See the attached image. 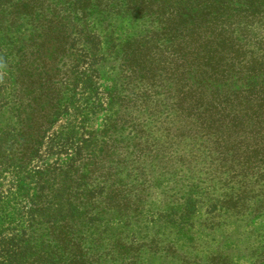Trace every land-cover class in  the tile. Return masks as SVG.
Masks as SVG:
<instances>
[{
  "label": "trees",
  "instance_id": "16d2710c",
  "mask_svg": "<svg viewBox=\"0 0 264 264\" xmlns=\"http://www.w3.org/2000/svg\"><path fill=\"white\" fill-rule=\"evenodd\" d=\"M169 1L153 0L158 68L171 60L178 69L177 48L192 38L201 40L200 59L212 77L220 66L243 63L239 76L246 68L235 78L239 86L223 87L208 106L200 93L165 94L157 67L152 77L142 73L143 46L134 39L121 50L136 92L119 96L114 87L102 97L100 38L81 24L92 11L119 12L123 0H66L64 14L50 0H0V264H93L105 237L115 246L142 230L158 243L155 221L194 239L202 213L209 223L226 216L250 222L264 213V156L254 158L250 173L252 149L234 130L242 116L225 111L244 92L255 101L246 111H259L264 124V38L250 33L264 28V0ZM148 113L153 138L141 125ZM101 116L105 122L89 128ZM227 117L232 130L223 125ZM44 156L55 159L45 166ZM152 186L161 188L155 208ZM220 257L211 260L227 264Z\"/></svg>",
  "mask_w": 264,
  "mask_h": 264
},
{
  "label": "rangeland",
  "instance_id": "374dc122",
  "mask_svg": "<svg viewBox=\"0 0 264 264\" xmlns=\"http://www.w3.org/2000/svg\"><path fill=\"white\" fill-rule=\"evenodd\" d=\"M50 1L53 5L60 8L61 14L67 12V10L61 9V6L66 5V0ZM123 1L126 4V8L122 6L119 12L111 8H100L102 11H92L88 15L85 23L84 21H82L83 23L80 22L82 23V27L96 33L100 38V46L97 54L102 56V58L98 65V85L102 97L103 95H107L110 88L114 87L117 89V95L119 96L129 97L136 92L137 85H133L132 81L128 79V71L124 65L121 49L125 42L134 39L136 43L134 47L137 45L143 46L141 54L142 61L140 63L143 65V67L140 66L143 74H148V76L152 77L153 67H157L156 64L159 62V58H161L156 53L157 51L153 49V30L159 27L156 14H153V0ZM169 2L174 3V0ZM26 24L28 26L27 30L22 35L25 38H27L31 31L29 23ZM250 31L254 37L264 38L263 27L259 25L252 26ZM208 34L206 36H209ZM239 35L241 36V34ZM243 40H245L244 37L240 39V41ZM202 41L204 42L203 39ZM202 46L201 40L195 42L194 38H192L182 47L179 46L177 48L179 54L181 52L182 57L180 62L178 60L176 63L179 64L178 69L174 70L172 66L175 63L171 60H169L168 66L164 69L157 67V72L162 74L158 83L162 86L161 90L165 94H178L179 89H182L187 96H190L191 92L200 93L199 96L202 98L201 102L208 106L206 100L219 93L223 94L225 92L223 87L231 86L237 88L239 86L235 78L244 76L246 74V68L243 67L241 76L236 72V68H241L243 63L237 64L235 67L230 66L226 68L227 73H225L226 70L223 69L224 67L222 68L220 66L219 71L221 73L224 72V74L222 75L218 72V76L215 75V77H212L211 73L209 74L206 71L207 67L204 66L205 61L200 59V56L203 54L200 50L203 48ZM248 46L249 49H252L249 50V53L261 54L262 51L258 50L257 45L254 46L251 44ZM227 47L229 46H222L224 50ZM197 49L200 51H197ZM225 51L229 50L226 49ZM174 55L176 56V53ZM216 59L219 60L218 58ZM228 59L229 57L226 58V61ZM149 68L151 70L147 73ZM11 86L13 85L10 84ZM244 94V92L236 94L239 95L237 99H234L235 97L233 96V102H231V99L228 100L225 111L233 113L235 118L239 115L242 116L237 121L234 130L238 132L239 137L237 141L241 143L242 147L248 146L252 149L250 152L251 157H253L250 161V164L253 166L250 168V173H252L253 170H256V166L254 165L256 160L254 158L258 154H260L259 157L264 156V124H262V120L258 116L259 111L256 109L246 111V106H249L250 103L255 101L252 98L248 102L244 98ZM220 100L224 99L221 98ZM224 105L225 102L221 104L222 107ZM162 109L165 108L162 106ZM199 109H202V107ZM5 110L8 109L5 108ZM106 113L109 114V110L102 111V115H106ZM148 116L147 123H141V125L144 124V128L149 133L150 138H153V114L148 113ZM100 118L102 116L94 120L89 128L93 126L98 127L105 122L104 119L103 121H99ZM11 120L13 119H8V121ZM60 120L64 123L68 121L64 116ZM230 120V117H227V123L224 122L223 125L225 126L226 124V128L232 130L233 127L229 124ZM138 121L142 122L141 116L138 118L137 123ZM244 133L246 134V139L242 140L241 137ZM54 159V156H44V165L48 166L52 164ZM262 171L261 169L260 172ZM1 182L3 184L2 186H5L9 185L10 181L5 182L3 178ZM157 188V190L155 188L153 190L152 186L150 189L152 203H149V207L151 208H155L153 207L155 206L153 204V198L158 199L161 195V188ZM203 215L204 213L200 214L193 227L194 239L188 238L176 229L172 230L162 225L157 226L156 224L159 223L157 221L154 222V228H158L160 231L155 233L154 236L159 237L160 240H157L158 243L156 244L153 242V237L151 238L153 234H146L142 230L135 235L127 233L122 242H115V246L111 244L112 240H110L114 238L109 237L107 239L105 237L102 240L104 244H101L96 253H94L96 261L93 264H220L219 262H213L211 260L213 256H218L219 254L221 256L220 258H226L227 264H230V261L233 264H264V213L259 214L250 222L245 221L246 218L236 219L232 216H226L224 219L215 217L209 223L204 220ZM160 233L163 235H160ZM167 241L173 244L172 249L171 247L167 249L168 245H165L163 247L164 249H161L162 243ZM156 245H158V248L154 250L153 247L155 248Z\"/></svg>",
  "mask_w": 264,
  "mask_h": 264
},
{
  "label": "clouds",
  "instance_id": "9594fccd",
  "mask_svg": "<svg viewBox=\"0 0 264 264\" xmlns=\"http://www.w3.org/2000/svg\"><path fill=\"white\" fill-rule=\"evenodd\" d=\"M0 63H2V62H0Z\"/></svg>",
  "mask_w": 264,
  "mask_h": 264
}]
</instances>
